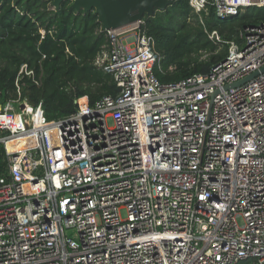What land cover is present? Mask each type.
<instances>
[{
	"label": "built area",
	"instance_id": "obj_1",
	"mask_svg": "<svg viewBox=\"0 0 264 264\" xmlns=\"http://www.w3.org/2000/svg\"><path fill=\"white\" fill-rule=\"evenodd\" d=\"M189 3L222 19L264 7ZM142 23L106 30L94 58L115 95L51 120L0 105V264H264V22L174 82Z\"/></svg>",
	"mask_w": 264,
	"mask_h": 264
},
{
	"label": "trees",
	"instance_id": "obj_2",
	"mask_svg": "<svg viewBox=\"0 0 264 264\" xmlns=\"http://www.w3.org/2000/svg\"><path fill=\"white\" fill-rule=\"evenodd\" d=\"M172 1L142 17L158 56L154 72L161 82L208 73L225 59L228 42H239L245 27L264 22V7L222 19L211 5L195 12L189 0ZM214 31L218 39L211 37ZM106 42L94 11L77 12L68 0L58 8L50 0H0V105L10 102L19 114L20 106L41 104L51 120L72 115L79 97L93 103L115 95L111 76L93 63ZM22 65L31 73L19 74ZM4 156L0 145V170Z\"/></svg>",
	"mask_w": 264,
	"mask_h": 264
},
{
	"label": "water",
	"instance_id": "obj_3",
	"mask_svg": "<svg viewBox=\"0 0 264 264\" xmlns=\"http://www.w3.org/2000/svg\"><path fill=\"white\" fill-rule=\"evenodd\" d=\"M54 8L65 0H50ZM75 11L86 13L90 10L97 15L100 29H115L142 19L144 15H152L156 10H163L172 0H68ZM264 68H262V71ZM257 74L253 73L245 80Z\"/></svg>",
	"mask_w": 264,
	"mask_h": 264
},
{
	"label": "rangeland",
	"instance_id": "obj_4",
	"mask_svg": "<svg viewBox=\"0 0 264 264\" xmlns=\"http://www.w3.org/2000/svg\"><path fill=\"white\" fill-rule=\"evenodd\" d=\"M211 37H212V35H211ZM0 135H1V133H0ZM238 222H239V223H242V222H241V219H238Z\"/></svg>",
	"mask_w": 264,
	"mask_h": 264
}]
</instances>
